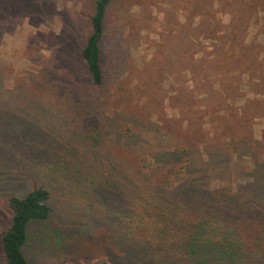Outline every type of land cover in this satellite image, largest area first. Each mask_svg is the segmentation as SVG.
Instances as JSON below:
<instances>
[{"label":"rangeland","instance_id":"374dc122","mask_svg":"<svg viewBox=\"0 0 264 264\" xmlns=\"http://www.w3.org/2000/svg\"><path fill=\"white\" fill-rule=\"evenodd\" d=\"M94 3L0 0V230L44 184L29 264H264V0H110L99 85Z\"/></svg>","mask_w":264,"mask_h":264},{"label":"trees","instance_id":"16d2710c","mask_svg":"<svg viewBox=\"0 0 264 264\" xmlns=\"http://www.w3.org/2000/svg\"><path fill=\"white\" fill-rule=\"evenodd\" d=\"M110 0H95L94 12L91 22L94 31L87 37L81 49V57L89 72L91 81L99 85L103 79L100 64L99 41L102 35L103 22L106 9ZM50 191L44 184L33 186L23 196L10 195L7 199L11 210L10 223L0 230L1 245L7 264H29L22 246L28 239V223L31 220H46L50 214ZM193 244L191 249L201 250L205 256L204 245ZM203 259V257H202ZM94 264H109L105 260L96 261Z\"/></svg>","mask_w":264,"mask_h":264}]
</instances>
